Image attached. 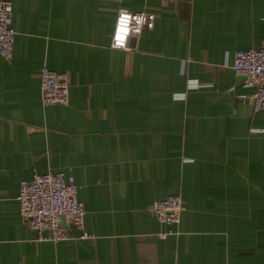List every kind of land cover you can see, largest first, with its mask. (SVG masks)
Here are the masks:
<instances>
[{"label":"crops","instance_id":"obj_1","mask_svg":"<svg viewBox=\"0 0 264 264\" xmlns=\"http://www.w3.org/2000/svg\"><path fill=\"white\" fill-rule=\"evenodd\" d=\"M9 2L0 264H264V110L229 66L264 40V0ZM118 8L154 17L128 48L110 45ZM41 66L66 73V104H41ZM48 169L72 176L83 236L19 216V181ZM175 193L178 223L158 222L151 201Z\"/></svg>","mask_w":264,"mask_h":264},{"label":"built area","instance_id":"obj_2","mask_svg":"<svg viewBox=\"0 0 264 264\" xmlns=\"http://www.w3.org/2000/svg\"><path fill=\"white\" fill-rule=\"evenodd\" d=\"M153 18L151 12L118 8L110 35V45L128 48V37L137 34L142 28H150ZM10 22V2L0 0V55L4 58H9L12 52L14 30ZM229 66L243 75L244 86L253 88V111L264 110V40L257 47L235 50ZM196 83L193 78H186L188 87L196 86ZM39 89L41 104H66V73L41 66ZM238 96L243 97L244 94ZM15 199L19 216L36 231L39 238L55 241L73 237L67 229V223L78 229L80 236L84 235V208L76 196V184L70 174L52 169L33 173L29 179L19 181ZM149 208L158 222L176 224L179 221L182 200L179 194H168L153 199ZM61 217L65 225L61 224ZM167 233L161 232L159 235L164 236Z\"/></svg>","mask_w":264,"mask_h":264},{"label":"water","instance_id":"obj_3","mask_svg":"<svg viewBox=\"0 0 264 264\" xmlns=\"http://www.w3.org/2000/svg\"><path fill=\"white\" fill-rule=\"evenodd\" d=\"M240 77L243 79V75L240 74ZM60 222L62 225H65L63 217L60 218Z\"/></svg>","mask_w":264,"mask_h":264},{"label":"clouds","instance_id":"obj_4","mask_svg":"<svg viewBox=\"0 0 264 264\" xmlns=\"http://www.w3.org/2000/svg\"><path fill=\"white\" fill-rule=\"evenodd\" d=\"M182 98V97H181Z\"/></svg>","mask_w":264,"mask_h":264}]
</instances>
